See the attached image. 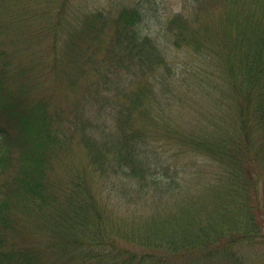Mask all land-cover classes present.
Here are the masks:
<instances>
[{
    "label": "trees",
    "instance_id": "16d2710c",
    "mask_svg": "<svg viewBox=\"0 0 264 264\" xmlns=\"http://www.w3.org/2000/svg\"><path fill=\"white\" fill-rule=\"evenodd\" d=\"M19 1L35 6L34 2L39 0ZM196 1L191 0V4ZM216 1L205 0V4ZM235 2L226 0L227 5L222 6L224 15L217 17L221 25L209 28L200 37L196 23L184 12L173 15L165 23L172 45L207 58L206 74L219 80L214 91L218 94L216 104L212 105L218 109L207 113L208 124H201L205 127H197L196 132L192 131L194 136H183L181 140L185 151H193L215 167L213 178L218 188H207L192 195L182 188L186 186L176 169L146 160L139 150L144 139L134 137V134H142L136 123L146 118L150 124L154 117L157 122L159 114L152 108L154 96L143 83L137 91L123 94L126 95L124 102L132 100L133 105L122 104L123 95L116 92L119 100L115 98L116 101L109 104L108 98H102L104 104L96 109L94 118L86 119L78 128L83 129L82 136L89 134L91 129H99L100 133L107 131L102 121L106 109V116L117 119L118 130L109 133L108 141L102 145L90 137L83 139L90 172L101 177L116 176L123 181L119 188L121 192L113 185L115 194L109 193L117 201V214L108 216L104 212L106 204L103 206L83 192L78 180L53 175L49 165L41 163L39 171L34 173L33 167L21 177L10 174L12 142L9 132L0 127V177L5 179L0 185V227L8 226V203L14 194V200L18 199L16 182H19L22 192L35 197L41 193V214L46 215L41 223L48 231V239L59 246L58 257L63 259L61 256L64 255L68 261V257L73 256L75 261L69 264H169L185 256L204 253L214 256L234 244L263 237L260 234H263L264 220L255 216L260 210L259 205L255 206L251 219L228 221L234 215L236 193L244 187L252 188L248 195L253 194L258 203V183L264 174V15L259 14L264 12V3L257 0L253 8H239ZM41 3L42 16L46 17L47 24L54 21V30L69 0H41ZM137 12L122 10L114 19L115 46L112 47L115 49L103 58L102 63H108L114 69L137 67L140 72L159 74L158 71L163 69L173 73L157 43L138 29L141 18ZM96 17L103 21L101 13ZM15 20L21 23L23 17L19 14ZM87 24L83 31L95 27L93 19ZM217 39L222 42L219 44ZM1 86L0 81V92ZM149 109L151 112L154 109L152 117ZM57 116L59 113H55L54 117ZM47 125L44 137L57 141L55 129L51 123L50 127ZM167 129L160 128L157 132L175 133L174 129ZM25 163L30 164V161ZM207 196L210 203H207ZM191 205L192 211L188 210ZM137 207L141 209L140 217L135 215ZM197 207H205L207 211L209 207L212 209L198 211ZM120 208L128 214L123 216ZM147 210L152 211V217L145 216ZM190 211L192 215L187 214ZM208 214L210 218L206 219ZM3 242L0 239V261L4 264L5 261L7 264H28L29 260L39 263L40 258L34 254L25 257L24 251H6ZM91 248L104 251L90 252ZM45 249L41 247V264H64L60 258L52 259ZM71 249L78 251L82 258L72 254ZM85 249L89 252H82Z\"/></svg>",
    "mask_w": 264,
    "mask_h": 264
},
{
    "label": "rangeland",
    "instance_id": "374dc122",
    "mask_svg": "<svg viewBox=\"0 0 264 264\" xmlns=\"http://www.w3.org/2000/svg\"><path fill=\"white\" fill-rule=\"evenodd\" d=\"M39 1L34 2L35 6H30L25 1L0 0V103L5 104H0V127L9 132L12 142L9 173L21 177L33 167L34 173L35 170L39 171L41 163L47 167L49 165L53 175L78 180L83 192L99 200L103 206L106 204L104 212L108 216L116 215L119 209L115 205L117 201L109 193L115 194L113 185L121 192L119 188L123 181L116 176L101 177L90 172L83 139L90 137L99 146L102 145V142L108 141L109 133L118 130L117 119L106 116V109L102 121L107 131L100 133L99 129H91V135L82 136L83 129L78 128L86 119L94 118L96 109L104 104L102 98H108L111 104L117 96L116 92L128 95L146 83L144 86L154 96L152 108L156 109L159 117L157 122L154 117V122L150 124L145 121L146 118L137 121L136 126L142 130V134H134V137L144 139L139 150L147 161L176 169L186 186L182 188L192 195L200 194L207 188H218L213 178L215 167L193 151H185L181 140L183 136H194L192 131L196 132L197 127H205L209 122L207 113L218 109L212 105L216 104L218 94L214 91L219 80L206 74L207 58L190 49H178L172 45L165 31V23L173 15L184 12L196 23L200 37L209 28L221 25L217 17L223 13L222 6L227 5L226 0H218L214 4H205V0H197L193 4L191 0H69L54 30V21L47 24L46 17L42 16L43 3ZM234 1L239 8L257 5V0ZM259 2L264 3V0ZM236 6L235 9H238ZM122 10L138 11L141 18L138 29L157 43L173 73L160 69L159 74H152L140 72L141 69L137 67L114 69L108 63H102L103 58H107L108 53L115 49L112 47L113 44L115 46L114 19ZM100 13L105 23L96 17ZM19 14L23 17L21 23L15 20ZM259 14L264 15V12ZM92 19L95 27L83 31ZM215 41L219 44L222 42L220 39ZM125 96L120 99L121 103L133 105L132 100L124 102ZM154 109L152 112L148 110L151 117L155 115ZM55 113L60 116L54 117ZM50 123L55 129L53 133L57 141L44 137ZM203 123L206 125L202 126ZM160 128H169L167 131L174 129L175 133H158ZM25 161H30V164ZM171 175L174 176L173 171ZM4 181V177H0V185ZM16 188L18 199L14 200V194L8 203V226L0 227L3 247L6 251H24L25 257L34 254L40 258L38 264H41L42 246L50 252L52 259L60 258L59 246L48 239V231L41 223L46 218L41 214V193L35 197L22 192L19 182H16ZM250 189L244 187L239 192L236 190L234 215L228 221L251 219L256 205L260 207L256 218L264 220V174L258 183V203L254 201L253 194L248 195ZM207 203H210L208 196ZM137 208L135 215L140 217L141 209ZM193 208L191 205L188 210L192 211ZM195 209L207 211L205 207ZM211 209L209 207L208 211ZM191 211L187 214L192 215ZM120 212L123 216L128 214L125 209ZM145 212V216L152 217V211ZM208 216L206 219L210 218ZM262 233L260 235L263 237L234 244L214 256L208 253L185 256L169 264H264V229ZM95 250L104 251L100 248L89 251ZM89 251L85 249L82 252ZM70 252L82 258L78 251L71 249ZM61 257L60 262L64 264L74 260L73 256L68 257V261L64 255ZM0 264H4L3 260ZM31 264H37V261Z\"/></svg>",
    "mask_w": 264,
    "mask_h": 264
}]
</instances>
